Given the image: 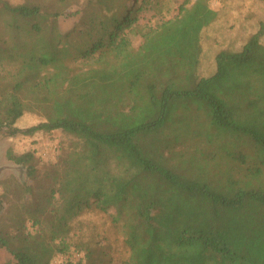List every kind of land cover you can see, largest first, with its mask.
I'll use <instances>...</instances> for the list:
<instances>
[{
    "label": "trees",
    "instance_id": "1",
    "mask_svg": "<svg viewBox=\"0 0 264 264\" xmlns=\"http://www.w3.org/2000/svg\"><path fill=\"white\" fill-rule=\"evenodd\" d=\"M159 1L89 0L66 32L57 19L76 0L1 2L0 130L71 138L46 165L34 152H6L34 184L0 182V251L13 260L4 264H52L69 252L79 258L65 264L115 263L104 233L101 246L85 235L81 217L92 212L124 250L116 264H264V21L203 77L211 0H182L170 18L152 12ZM178 104L194 106L209 132H184ZM26 113L40 121L19 130ZM184 133L207 154L191 158L172 143Z\"/></svg>",
    "mask_w": 264,
    "mask_h": 264
},
{
    "label": "rangeland",
    "instance_id": "2",
    "mask_svg": "<svg viewBox=\"0 0 264 264\" xmlns=\"http://www.w3.org/2000/svg\"><path fill=\"white\" fill-rule=\"evenodd\" d=\"M53 1L54 0H0V6L2 5L1 2H6L11 6L22 4L48 6L50 3L53 4ZM88 1L89 0H76L79 7H77L74 2H70L66 5L64 13L69 15H63L57 19L59 30L61 32L70 30L73 25L78 22L80 14L82 15L80 6H84ZM181 1L182 0H175L172 3L169 0H160L156 6L152 7V12L155 16L161 15L162 17L170 18L175 14L174 8H176ZM210 7L216 12L217 16L216 20L201 33L202 53L198 75L203 77H208L213 73L214 56L217 53L223 51L228 53L240 51L247 40L258 30L259 23L264 21V6L261 0H211ZM73 12L78 13L76 16H71L70 13L74 14ZM1 17L2 15H0V34L2 33ZM158 20L159 19L154 18L149 22L138 25L136 31L132 32L129 36V42L127 44L128 48L140 45L145 37L144 35L151 30ZM260 42L264 45V35ZM192 108H194V106L186 108L181 104H178L175 107L174 112H177L178 109H183L181 110L184 117V128H182V130L189 135L195 134L196 136L208 133L210 127L202 118H200V122H198V118L194 120L193 116H190L193 115L191 112ZM185 115H189V117H186ZM39 121L40 118L38 116L26 113L14 126L19 130H24L30 126L36 125ZM170 132L171 134H178L180 133V127H175L170 130ZM186 133H184V136L181 135V140H172V143H178L179 147H184L187 156L191 158L207 154V152L200 151L199 147H197L199 139L195 141L196 146H193L192 136H189ZM0 139L5 146L4 153L9 149L15 154L34 152L35 158L45 165L56 162L61 151L68 148L71 141V138L63 134L61 131H54L51 134L37 133L32 137H25L22 135L11 137L8 135V129L6 127L2 128ZM2 163H10V161L7 160L5 156ZM41 163L40 166H38L40 170L38 173L40 174L46 169ZM204 163H207L205 159ZM10 178L16 180L20 185L25 186V184H34V182L29 179L27 172L22 175L21 181L18 180L14 173L5 172L0 182H5ZM258 179L259 181L264 182V176ZM81 220H84L88 226L85 235L91 236L93 241H98L100 246L104 244L100 235L104 233V235L107 236L109 248H111L110 252L113 254L116 261L113 264H116L119 259L124 257V250L120 242L116 240L117 236L115 235L114 229L108 226L109 223L104 215L92 212L82 216ZM7 256L10 258V261L13 262L12 258L5 251H0V264H4V259L8 258ZM78 258V254L69 252L63 256L56 257L52 261V264H65V262L70 259L76 261Z\"/></svg>",
    "mask_w": 264,
    "mask_h": 264
},
{
    "label": "water",
    "instance_id": "3",
    "mask_svg": "<svg viewBox=\"0 0 264 264\" xmlns=\"http://www.w3.org/2000/svg\"><path fill=\"white\" fill-rule=\"evenodd\" d=\"M2 129L0 130V132ZM5 146L0 139V180L2 179L5 172H12L14 173L18 180H22V175L27 172L26 169L22 166H18L10 161V163H2L4 157L6 156V152L4 153Z\"/></svg>",
    "mask_w": 264,
    "mask_h": 264
}]
</instances>
